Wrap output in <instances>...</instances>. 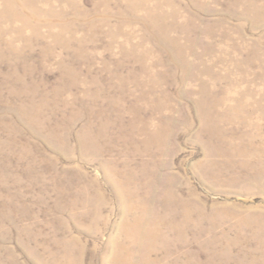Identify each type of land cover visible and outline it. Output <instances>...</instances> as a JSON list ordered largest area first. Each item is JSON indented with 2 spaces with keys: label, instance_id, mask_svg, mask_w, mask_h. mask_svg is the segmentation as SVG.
I'll list each match as a JSON object with an SVG mask.
<instances>
[{
  "label": "rangeland",
  "instance_id": "374dc122",
  "mask_svg": "<svg viewBox=\"0 0 264 264\" xmlns=\"http://www.w3.org/2000/svg\"><path fill=\"white\" fill-rule=\"evenodd\" d=\"M0 264H264V0H0Z\"/></svg>",
  "mask_w": 264,
  "mask_h": 264
},
{
  "label": "bare ground",
  "instance_id": "6f19581e",
  "mask_svg": "<svg viewBox=\"0 0 264 264\" xmlns=\"http://www.w3.org/2000/svg\"><path fill=\"white\" fill-rule=\"evenodd\" d=\"M135 225H136V228H137V227H142V226H144L145 229L147 230L146 232L149 233V234H150L149 231H152V230H153V227L150 225V222H148V221L146 220V218H140V219H137ZM151 228H152V229H151ZM151 237H152V236H151Z\"/></svg>",
  "mask_w": 264,
  "mask_h": 264
}]
</instances>
